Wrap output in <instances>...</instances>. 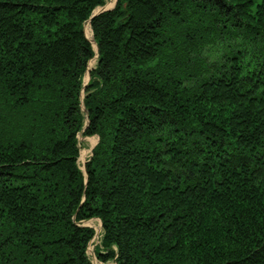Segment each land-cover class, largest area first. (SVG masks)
I'll use <instances>...</instances> for the list:
<instances>
[{
	"label": "trees",
	"instance_id": "trees-1",
	"mask_svg": "<svg viewBox=\"0 0 264 264\" xmlns=\"http://www.w3.org/2000/svg\"><path fill=\"white\" fill-rule=\"evenodd\" d=\"M105 1L0 0V264H264V0Z\"/></svg>",
	"mask_w": 264,
	"mask_h": 264
},
{
	"label": "rangeland",
	"instance_id": "rangeland-1",
	"mask_svg": "<svg viewBox=\"0 0 264 264\" xmlns=\"http://www.w3.org/2000/svg\"><path fill=\"white\" fill-rule=\"evenodd\" d=\"M114 2L115 0H106L105 1V4L101 7H97L93 12H98L100 10H104V9H109V8H112L113 5H114ZM88 23H86V26H87ZM85 25V29L87 30L88 32V39L92 42V45H93V48H95V44L93 42V40L91 39V31H90V27L87 28ZM90 65L88 66L87 65V70L93 68V66L95 65L96 63V57H93ZM89 60V61H90ZM88 71L85 72L84 74V77H83V85L85 86L86 83L88 82ZM86 125V124H85ZM82 130L79 132L77 138H78V141H79V146H80V149H79V155H78V165H79V168L83 171V173L85 174V170H84V164L85 162L89 159L90 155H91V149L93 148V146H95V144L97 143V136L96 135H92V136H83L82 135ZM83 225H87V226H90L94 229V235H93V238H94V242L92 244H95V246L97 244H99L100 242V235L102 233V226H101V222L96 219V218H92V219H88V220H84L82 222ZM92 238V239H93ZM94 246V247H95ZM94 247L91 246V242L88 246V250H87V255L90 259V261L93 263V264H117L116 262H114L113 260H109V261H106V262H102V261H99L96 256H95V251H94Z\"/></svg>",
	"mask_w": 264,
	"mask_h": 264
},
{
	"label": "built area",
	"instance_id": "built-area-1",
	"mask_svg": "<svg viewBox=\"0 0 264 264\" xmlns=\"http://www.w3.org/2000/svg\"><path fill=\"white\" fill-rule=\"evenodd\" d=\"M100 237H101V235H100ZM92 238H93V237H92ZM90 242H91V246H92V247L95 246V244H92V243L94 242V238H93V239H91V240L89 241V243H88V245H87V250H88V246H89Z\"/></svg>",
	"mask_w": 264,
	"mask_h": 264
},
{
	"label": "water",
	"instance_id": "water-1",
	"mask_svg": "<svg viewBox=\"0 0 264 264\" xmlns=\"http://www.w3.org/2000/svg\"><path fill=\"white\" fill-rule=\"evenodd\" d=\"M104 10H105V9H104ZM100 11H101V10H100ZM100 11H98V12H93V13H92V16L95 15V14H97V13H99ZM88 77H89V75H88Z\"/></svg>",
	"mask_w": 264,
	"mask_h": 264
},
{
	"label": "bare ground",
	"instance_id": "bare-ground-1",
	"mask_svg": "<svg viewBox=\"0 0 264 264\" xmlns=\"http://www.w3.org/2000/svg\"><path fill=\"white\" fill-rule=\"evenodd\" d=\"M89 23V22H88ZM87 28H89V25L87 24V26H86Z\"/></svg>",
	"mask_w": 264,
	"mask_h": 264
},
{
	"label": "crops",
	"instance_id": "crops-1",
	"mask_svg": "<svg viewBox=\"0 0 264 264\" xmlns=\"http://www.w3.org/2000/svg\"><path fill=\"white\" fill-rule=\"evenodd\" d=\"M97 219V218H96Z\"/></svg>",
	"mask_w": 264,
	"mask_h": 264
}]
</instances>
